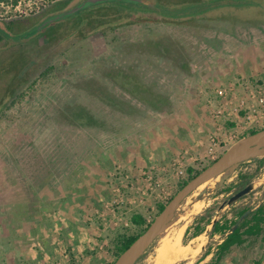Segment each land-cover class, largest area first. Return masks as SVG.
I'll list each match as a JSON object with an SVG mask.
<instances>
[{"label": "rangeland", "instance_id": "rangeland-1", "mask_svg": "<svg viewBox=\"0 0 264 264\" xmlns=\"http://www.w3.org/2000/svg\"><path fill=\"white\" fill-rule=\"evenodd\" d=\"M53 1L0 3V20H26ZM255 1L234 17L252 22L234 26L218 18L187 19L196 11L194 5L174 2L165 10L184 17L185 23L146 20L105 26L62 48L43 77L34 74L21 97L0 114V264H111L114 241L122 234L138 237L145 229L130 223L132 214L149 223L157 204L176 192L188 167L199 168L264 127V106L255 100L264 90V0ZM156 46L163 52L159 60L165 73L159 77L171 90L172 112L148 110L127 133L99 136L86 145L75 168L62 179L55 176L61 163L49 166L67 140L65 130L73 141L82 133L67 124L63 106L79 86L98 81L106 60L138 61L146 47ZM218 89L224 94L218 95ZM209 135L216 142L211 154L206 151ZM239 180L253 188L227 204ZM185 197L134 264L206 262L210 254L195 263L206 246L214 250L219 235L208 236L207 224L199 236L190 237L194 217L211 208V220L223 214L232 218L236 208L264 202V153L207 179ZM174 238L188 249L186 256H170L168 242L173 244ZM259 257L264 264V231L255 240L232 246L218 264H254Z\"/></svg>", "mask_w": 264, "mask_h": 264}, {"label": "trees", "instance_id": "trees-1", "mask_svg": "<svg viewBox=\"0 0 264 264\" xmlns=\"http://www.w3.org/2000/svg\"><path fill=\"white\" fill-rule=\"evenodd\" d=\"M58 1L51 3L55 6ZM184 1L190 2V0ZM249 1L256 4L255 0ZM7 2L14 4L16 0H0V3ZM106 12L105 8L98 10V13L102 15ZM82 21L85 22V20ZM30 22L32 20L28 19L23 21L19 19L18 22L17 20L14 21L18 31L25 29ZM92 28H89L91 32H95V28ZM19 34L20 36H14L11 39L4 30L0 29V114L21 97V89L33 81L34 74L43 77L51 69L50 63L52 59L61 52V50L56 51L55 47L58 45L55 44L54 38H51L50 42L42 46H37L35 41L28 42L21 46V51L16 54V51L9 49L10 42L27 37L23 30L19 31ZM163 40H166V37ZM167 44L162 45L165 48ZM137 47L140 48L141 46L138 45ZM32 48L33 50L38 48V54H45L49 57L45 58L41 63L43 64L42 67H36L37 70L34 73L35 66L25 72H21L22 67L27 64L26 62L31 57L29 53H31ZM27 50H29V53H27ZM146 50V53L144 52L145 55H141V60L138 61L115 64L106 60L105 63L100 65V77H96L99 82L93 79V82L79 86L78 94H74L69 102L63 106L62 112L67 119V124L69 123L70 126H74L82 133L73 141L70 131L68 129L65 130L67 140H64V145L59 147L53 154L52 157L55 160L49 166V169L55 168L58 162L61 163L60 174L55 173V176L57 175L61 179L64 178L66 172L68 173L69 170L75 168L82 153L87 150L86 145L96 141L99 136L104 134L123 135L127 133L126 131L133 126L135 121L147 117L148 110L166 114L172 112L174 105L171 99V90L161 84L162 77H159L160 73H165L161 65L162 60H159V56L163 52L157 46L153 47V49L146 47ZM164 70L166 71L165 68ZM177 81L178 79L174 78L173 87ZM50 142L58 145L56 141ZM56 161L57 163L55 164ZM211 161L209 160L199 168L188 167L186 176L177 183L176 190ZM64 166L67 167L66 170L62 168ZM247 183L248 181L244 180L237 181L239 188ZM163 205L164 203L161 202L157 204V212ZM211 213L212 209L206 208L194 217L195 224L192 225L193 230L190 233V237L199 236L198 234L210 223ZM198 219L203 221L201 225L198 224ZM130 223L140 227L141 230L148 224L139 214H132ZM263 231L264 202L252 207L236 208L232 218H227L226 214H223L221 218L213 221L207 231V235L210 237L214 234L219 235V240L214 250L206 246L195 263L200 262L210 254L209 259L203 264H218L232 246L241 245L247 240H255L261 237ZM135 238L136 235L133 234L120 235L114 241L113 259L125 251L134 242ZM260 261L261 257L255 260L254 264H260Z\"/></svg>", "mask_w": 264, "mask_h": 264}, {"label": "flooded vegetation", "instance_id": "flooded-vegetation-1", "mask_svg": "<svg viewBox=\"0 0 264 264\" xmlns=\"http://www.w3.org/2000/svg\"><path fill=\"white\" fill-rule=\"evenodd\" d=\"M83 1L84 0H59L58 4L55 6L49 3L31 12L26 20H32V22H30L25 29L19 30H23L26 33L27 37H24L26 40L16 39L10 42L9 49L16 51L17 54L21 51L20 47L28 42L31 43L35 41L37 46H42L50 42L51 38H54L55 44L58 45L55 47L56 51H58L59 48L62 50L66 45L71 44L81 36L91 35L93 31L91 32L89 29L90 27L95 28V31H100L105 26L107 28H112L119 23L132 24L146 20L172 22L174 24L185 23L184 17L174 16L169 11L165 10L166 7H169V4L174 2L180 3L184 0H105L100 3L79 7L60 19L40 25L42 20L49 15L70 10ZM190 3L194 5L196 11L186 15L185 17L187 19H193L197 16L210 19L218 18L221 21L227 22L228 26H234L236 23L241 22H252V18H247L245 21L238 19L240 20L238 21L236 20L237 18L234 17L235 12L239 8L252 4L255 5V3L249 0H190ZM201 5L204 6L202 7ZM256 6H258V3ZM102 8L107 10L104 15L98 13V10ZM161 12L167 13L169 17H160L159 14ZM16 20L18 22V18L0 20L3 25V27L0 25V29L4 30L11 39H13L14 36H20L19 31L16 29V23H14ZM82 20H85V22ZM222 30L225 31V29ZM37 51L38 48L35 50L32 48L31 53H29L31 57L28 59L31 63L27 61V64H24L22 67L21 72H25L27 69H31L32 66H35L33 70L34 73L45 58L49 57L45 54H38Z\"/></svg>", "mask_w": 264, "mask_h": 264}, {"label": "water", "instance_id": "water-1", "mask_svg": "<svg viewBox=\"0 0 264 264\" xmlns=\"http://www.w3.org/2000/svg\"><path fill=\"white\" fill-rule=\"evenodd\" d=\"M102 1L105 0H84L70 10L49 15L47 18L42 20L40 25H44L49 21L60 19L79 7H84L85 5L93 3H100ZM159 16L164 18L169 17V15L165 12H161ZM0 25L3 27L1 21ZM243 140H247V142L234 148L225 150L218 157L212 160L207 166L202 168L198 173L187 180L180 188H178L176 192L164 203L162 208L156 213L152 220L147 224L142 233L136 237L134 242L126 249L128 250L134 244L135 246L133 248L132 255L128 259L122 260L120 255L125 252V250L118 257H116V259L111 264H134V262L142 255L148 245L164 231L170 220L173 218L182 199L195 187L207 179L217 176L225 170H233L240 162L254 155L264 153V127L246 135ZM252 188L253 184L247 183L231 194L227 198L226 203H232L250 191ZM213 221L214 220H211L208 226H206L204 230L205 232L209 230Z\"/></svg>", "mask_w": 264, "mask_h": 264}, {"label": "bare ground", "instance_id": "bare-ground-1", "mask_svg": "<svg viewBox=\"0 0 264 264\" xmlns=\"http://www.w3.org/2000/svg\"><path fill=\"white\" fill-rule=\"evenodd\" d=\"M220 174H218L217 176H219ZM199 186H201V184H199L197 187H195L189 194L188 196L194 191L196 190ZM186 196V197H188ZM185 197V198H186ZM168 251L170 253V256L172 257H175V256H178L179 258L181 257H184L186 256V254L188 253V249L185 248V247H181V245L179 244L178 240L174 238V243L171 244L170 242H168ZM134 244L128 249L126 250L125 252H123L121 255H120V258L122 260H125V259H128L131 255H132V252H133V248H134ZM161 248H162V245H161ZM163 251V250H162ZM160 255V254H159ZM170 256L168 258H170Z\"/></svg>", "mask_w": 264, "mask_h": 264}, {"label": "built area", "instance_id": "built-area-1", "mask_svg": "<svg viewBox=\"0 0 264 264\" xmlns=\"http://www.w3.org/2000/svg\"><path fill=\"white\" fill-rule=\"evenodd\" d=\"M217 93L218 95H223L224 92L222 89H218L217 90ZM226 96V94H225ZM255 100L257 101L258 104L264 106V90L262 91V93L258 94L256 97H255ZM244 104V100H241L239 102V109H241L242 105ZM244 107H247V106H244ZM244 116H246V118H249V115H247V111H244L243 112ZM215 137H213V135H209L208 136V145H207V153L211 154L213 152V150L215 149L216 147V142L214 140Z\"/></svg>", "mask_w": 264, "mask_h": 264}]
</instances>
